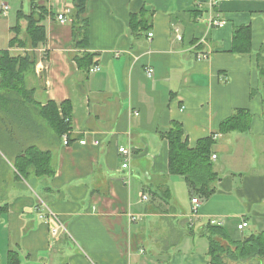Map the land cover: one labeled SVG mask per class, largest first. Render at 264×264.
Segmentation results:
<instances>
[{"label":"crops","instance_id":"1","mask_svg":"<svg viewBox=\"0 0 264 264\" xmlns=\"http://www.w3.org/2000/svg\"><path fill=\"white\" fill-rule=\"evenodd\" d=\"M142 1L151 28L135 34L130 16L139 0H88L82 19L89 42L77 48L73 0H39L47 9V40L36 48L33 97L38 105L71 101L72 129L68 144L48 123H25L19 138L10 137L9 154L1 157L10 181L0 193V264H8L11 251L22 264H212L202 234L209 221L230 233L244 220L252 233L264 231L257 60L264 0H218L214 9L210 0ZM211 15L224 25L210 26ZM16 23L8 1L0 0V49L12 55L22 50L9 47ZM244 26L251 28L250 50L236 53L234 36ZM83 52L96 53L99 71L79 68L75 56ZM240 108L258 115L249 129L221 133V122ZM172 121L183 124L190 147L215 139L218 180L207 198L169 172L164 134ZM31 146L50 151L54 174L28 166L22 155ZM120 146L130 149L128 169ZM167 186L168 201L153 195ZM195 197L201 204L193 213Z\"/></svg>","mask_w":264,"mask_h":264},{"label":"trees","instance_id":"2","mask_svg":"<svg viewBox=\"0 0 264 264\" xmlns=\"http://www.w3.org/2000/svg\"><path fill=\"white\" fill-rule=\"evenodd\" d=\"M140 9H133L130 16V28L135 34H142L151 28L148 9L142 0ZM88 0H73L72 25L74 46L86 48L89 42V24L82 16L86 12ZM47 9L39 0H31V11L25 13L19 10L17 23L12 27L13 36L9 47L26 48L24 55H12L9 49H0V84L5 89H12L20 95L27 97V101L38 106L40 115L48 122L59 137L68 135L72 129L71 119L73 105L69 100L57 104L50 101L45 105H38L33 97L34 87L29 88L27 76L35 73L37 54L35 49L40 43L47 40L46 27L43 20L46 18ZM21 20L27 22L26 36L21 37ZM250 26L240 27L234 36V52L240 53L250 50ZM242 41V42H240ZM243 44L245 46H243ZM96 53L83 52L77 54L75 59L79 68L89 73L96 61ZM258 69L264 88V45L258 53ZM251 113L248 109H237L230 117L223 120L219 131H245L249 129ZM169 140V172L184 176L189 186L198 194L209 197L215 191V183L218 173L214 170L212 162V147L215 143L213 135L200 139L195 147H190L184 132L183 124L172 121L169 131L164 134ZM22 158L33 167L38 175L55 173L50 151L41 150L35 146L29 147ZM21 171H24L20 167ZM153 195L168 201L171 196L170 188L164 187ZM209 241L208 255L212 264H228V260L236 264H253L250 260L259 257L264 258V231L250 233L241 238L234 239L232 233L220 224L209 221L203 231ZM8 264H22L17 251L9 253Z\"/></svg>","mask_w":264,"mask_h":264},{"label":"rangeland","instance_id":"3","mask_svg":"<svg viewBox=\"0 0 264 264\" xmlns=\"http://www.w3.org/2000/svg\"><path fill=\"white\" fill-rule=\"evenodd\" d=\"M10 5V13L15 15V18L18 16L19 10L29 13L31 11V0H7ZM26 20L25 25L22 26L21 37L26 36ZM22 48V47H19ZM26 48H22L20 54L13 55H24L26 53ZM36 52V49H35ZM36 79H34L33 73L27 76L28 87L31 88ZM264 97V90H263ZM24 95H20L12 89H5L0 84V166L2 165L1 157L5 154H9L8 146L9 139L13 137L17 139L20 137V132L22 131V126L25 123H48L39 113L38 106L34 103L27 101ZM258 116V115H257ZM256 115L251 116V123L257 117ZM264 116V112H263ZM19 124V126H18ZM13 126V128H11ZM20 145L17 143H12L10 147L19 148ZM9 157V155H7ZM5 165L3 164L0 167L1 176H0V193H4L7 188V184L10 181V178L5 175ZM2 195V194H1ZM231 222H236L237 218H231ZM253 231L251 227L245 228L244 231H239L235 229L232 233L234 239L241 238L242 236L249 235ZM208 241L207 238H205ZM253 264H264V258L255 257L250 260ZM228 264H236V262L228 260Z\"/></svg>","mask_w":264,"mask_h":264},{"label":"built area","instance_id":"4","mask_svg":"<svg viewBox=\"0 0 264 264\" xmlns=\"http://www.w3.org/2000/svg\"><path fill=\"white\" fill-rule=\"evenodd\" d=\"M217 4H218V0H210L211 9H214V7ZM7 8H8V6L6 5L5 6V9H7ZM59 20L61 22H65L66 21V18H65V16L63 14H60L59 15ZM209 23H210V26H212V27L213 26H223L224 23H225V20H223L220 17H216V16H212L211 15L210 16V19H209ZM152 36H153V33L152 32H149L148 33V37L151 38ZM179 38L181 39V36H179ZM99 70H100V66L99 65H94V66L91 67L90 72H96V71H99ZM153 73H154V69L153 68H149L148 71H147V74L149 76H152ZM63 139H64V143L65 144H68L69 143V137H68L67 134H65L63 136ZM80 143L81 144H85L86 143V140H81ZM95 143L96 144H99V141L96 140ZM118 151H119L120 155H122L124 157V162L122 164V167L124 169L130 168V163H131V152H130V149L128 147H126V146H120L119 149H118ZM216 157H217L216 154H213L212 155V158L213 159H216ZM144 198L147 199V196L144 195ZM193 204H194V206H193V213H196L197 210H198V207L201 204L200 199L197 198V197L193 198ZM133 218H135V217L133 216ZM214 223L215 224H220V222H218V221H214ZM247 226H248V222L244 220V221H242V223H240L238 225V229L241 230V229L246 228Z\"/></svg>","mask_w":264,"mask_h":264}]
</instances>
